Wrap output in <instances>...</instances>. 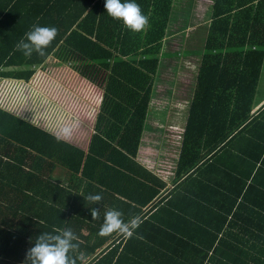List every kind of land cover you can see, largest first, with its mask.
<instances>
[{"label": "trees", "instance_id": "obj_1", "mask_svg": "<svg viewBox=\"0 0 264 264\" xmlns=\"http://www.w3.org/2000/svg\"><path fill=\"white\" fill-rule=\"evenodd\" d=\"M135 2L149 26L125 27L111 48L147 80L128 107L108 97L110 136L93 133L84 151L0 108V264H23L36 237L56 228L78 237L69 253L75 264H264V105L252 111L264 62V0H212L171 189L136 155L172 0ZM32 72L0 77L29 81ZM59 166L75 191L58 188L63 202L30 201V189L37 195L44 184H60L52 180ZM96 188L103 199L91 204L84 197ZM108 208L143 222L131 237L100 235Z\"/></svg>", "mask_w": 264, "mask_h": 264}, {"label": "rangeland", "instance_id": "obj_2", "mask_svg": "<svg viewBox=\"0 0 264 264\" xmlns=\"http://www.w3.org/2000/svg\"><path fill=\"white\" fill-rule=\"evenodd\" d=\"M211 5L212 0H172L168 27L162 41V52L154 75L140 148L146 158L156 159L157 163L164 162V168L155 169L166 172L162 175L169 183L181 146L184 123L199 64V53L211 15ZM97 49L98 57H109L110 54L103 53L104 49L99 50L98 47ZM82 54L80 62L76 59L78 62H64L57 67V70L70 72L69 80L66 78L59 80L64 84L68 80L67 86L73 82L79 86L74 89L75 93L71 89L66 91L81 103L82 108L76 109L75 113L81 115L79 119L72 115L71 108L73 109L74 105L69 104V99L57 101L55 99L57 93L52 94L55 85H58V88L61 86L56 82L57 79H45L46 82L42 86L34 88L38 93L32 92L31 88L24 85L16 83L10 85L0 81V108L10 113L12 111L16 117L33 122L46 131L47 128L56 129L60 124L66 123V128L71 132L70 143L85 147L93 131L102 133L109 127V119L105 118L108 116L107 112L101 107L105 105L110 107L108 97L113 95L118 105L128 107L133 104L147 79L141 73L143 71L139 69L141 72H138L133 62L124 59L127 56H121L120 52H112L108 62L96 61L98 64L96 69L95 66L88 67L91 64L88 59L84 61L86 58H92L93 52L86 54L84 51ZM122 69L125 71V77L117 76L116 71ZM72 71H75V75ZM84 72L88 75L78 77L79 74L84 75ZM36 81L38 82V79ZM46 85L49 86L50 93L47 91L42 94V88ZM44 96H48L51 102L43 105L42 113H37V107L33 106L38 105L42 101L40 98ZM262 101L264 102V62L252 108L260 106L259 102ZM31 115L33 118L29 117ZM62 174L65 176V172Z\"/></svg>", "mask_w": 264, "mask_h": 264}, {"label": "crops", "instance_id": "obj_3", "mask_svg": "<svg viewBox=\"0 0 264 264\" xmlns=\"http://www.w3.org/2000/svg\"><path fill=\"white\" fill-rule=\"evenodd\" d=\"M104 3L105 0H0V63H10L5 64V66L1 65L0 72H8L12 75L15 72H24L29 70L33 71L30 77V79L32 80L30 81L14 80L1 77L0 81H4L5 83H8L10 85L12 83H16L21 86L24 85L26 88L29 87L35 92H37V90L34 88L36 86L37 88L42 86L46 82L45 79H57L56 82L61 85L60 88H62L60 89L58 88V85H55V87L52 88V90L54 91L52 94L57 93L55 97L57 101L61 99H64V101L65 99H69V104L74 105L72 115L79 119L81 115L75 113L76 109L82 108L80 105L81 103L80 101L75 100L72 94L66 92L69 89L73 90L74 92V89L78 88L79 86L76 85L75 82L67 86V82L70 77V72L67 70H57V67L60 65V63L64 62H78L76 61V59L80 62L81 56L83 55L82 53L84 51L86 52V54H90L93 52L92 58H86V60H84L87 61L88 59L91 63L88 67L95 66L94 69H96V66H98L96 61L108 62V60H110V55H112V52H115L111 48L113 45V41L117 38L118 41H120L121 37L125 33V26L123 25L122 21L118 22L116 19H113L111 16L108 15L106 9L104 8ZM34 24H39L42 26H55L58 29V34L55 40L52 41L51 45L45 50L46 54L44 56H38L34 52L33 55L29 58L25 57L22 52L18 51L15 45L24 36V34L30 30L31 26ZM118 27H120L123 32L120 36L116 37ZM51 47L52 50H50L49 52V49H51ZM97 47L99 48V50L104 49L105 51L103 53L110 54L109 57H98L97 53L99 52ZM90 60H92L96 64H93V62ZM122 71L123 70H117L116 75L124 77L125 72ZM72 73L75 75V71H72ZM86 75L88 74L84 72V75L79 74L78 77H84ZM59 78H66L68 80L64 84L62 80H59ZM36 79H38V82L36 81ZM62 85H65L66 87ZM18 88L20 89V87ZM48 88L49 86L47 85L45 88H42V94L46 93L48 91ZM123 89H125V87ZM94 92L96 93V90H94ZM101 92H103V88L101 89ZM48 93H50V91H48ZM110 98H114L116 100L115 96L113 95H111ZM40 99L42 101L39 104L42 107L43 105L50 104L51 102V99L48 96H44ZM101 102H99V104ZM262 102H259L261 104L260 106H256L255 109L252 108V111H256L261 108L264 105V102ZM93 106L95 107L96 105ZM110 106H112V103L110 104ZM101 107L105 112L106 108L110 109V107L106 105L104 107ZM105 118L109 119V127L105 129L102 133L94 131L93 133H99L104 137H108L112 133L113 120H110L109 115L105 116ZM49 129H51L52 131H50ZM60 131L61 129H59L58 127L56 129H52L51 127L47 128L48 133L52 135H54L55 133L54 136L59 137L63 141L70 143L71 141H69V138L71 137H69V135L71 134V132L68 136L65 137L64 131ZM89 140L85 147L76 144L74 146L86 151L88 148ZM140 146L141 143L138 147L136 161L140 165H142L147 171L151 172L160 180L164 181L167 185L166 188L171 189L173 185L172 180L174 176L175 167L172 173V179L169 183L162 175L166 172H162L160 170L155 169L164 168V162L157 163L156 159L146 158L143 155L144 152L142 148H140ZM140 153L142 156H140ZM63 172H65V176L62 174ZM68 177L69 174L66 169L60 166L55 168L52 174V180L60 184H44V186H41V188L38 190L37 195L35 194L33 189H30V195H28L29 200L33 202L37 201L38 199L48 200L51 202H58L60 200L59 202H63L61 193L60 197L62 200L58 199V188L71 189L72 192L75 191L74 184H68ZM82 187H84V185H82ZM97 193L100 194L101 192L99 189L96 188L95 191L91 194Z\"/></svg>", "mask_w": 264, "mask_h": 264}, {"label": "clouds", "instance_id": "obj_4", "mask_svg": "<svg viewBox=\"0 0 264 264\" xmlns=\"http://www.w3.org/2000/svg\"><path fill=\"white\" fill-rule=\"evenodd\" d=\"M104 8L109 16L122 21L123 25L132 32L145 31L149 26V17L142 12L135 0H105ZM57 34L58 29L55 26L34 24L15 47L25 57L30 58L34 52L38 56H44L45 50L55 40ZM69 134L70 129H65V137ZM84 199L91 204H99L103 197L99 193H89ZM90 212L93 220L100 219L99 208H91ZM123 215L116 208H108L104 213L99 234L110 235L115 232L131 237L143 221L139 215L125 221ZM77 241L78 237L71 228H56L54 232L41 233L27 250L23 264H75L76 257L70 256L69 253L77 252Z\"/></svg>", "mask_w": 264, "mask_h": 264}]
</instances>
